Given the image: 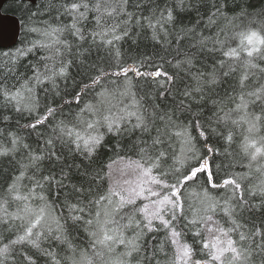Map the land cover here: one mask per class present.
<instances>
[{
	"label": "snow or ice",
	"instance_id": "1",
	"mask_svg": "<svg viewBox=\"0 0 264 264\" xmlns=\"http://www.w3.org/2000/svg\"><path fill=\"white\" fill-rule=\"evenodd\" d=\"M224 9L164 0L144 16L128 0H48L29 10L34 37L0 65V157L17 164L0 189V264H36L33 251L48 264H264V217L249 215L264 212V10ZM133 27L176 55L125 61ZM94 47L101 64L84 59ZM74 61L91 71L69 99Z\"/></svg>",
	"mask_w": 264,
	"mask_h": 264
},
{
	"label": "trees",
	"instance_id": "2",
	"mask_svg": "<svg viewBox=\"0 0 264 264\" xmlns=\"http://www.w3.org/2000/svg\"><path fill=\"white\" fill-rule=\"evenodd\" d=\"M48 0H38L36 4H31L28 2L24 1H17V0H12L6 3L2 9V12L4 14H9L17 17L20 21L21 24V34L18 43L11 48L7 49H2L0 48V65L3 64V62L7 61L8 57L11 54L16 53V51L22 47H24L28 40L32 39L34 37V34L27 33L25 31V21L28 19L29 16V10L32 12H36L44 6ZM164 0H128V10L129 11H134L137 14H143L144 16L150 15L151 14V9L154 8L157 4H162ZM169 4L173 2V0H167ZM222 3H225V11L229 13V15L233 14L234 12L239 11L240 6H245L248 9L249 13L256 14L259 13L261 10H264V0H221ZM137 3H142V6L140 8H136L135 5ZM102 7H112V6H119L120 0H101ZM201 11L200 15H204L207 9L205 8L204 5H201ZM94 14L90 13L89 14V20L91 23H89L88 27L92 28L94 27V20H92V16ZM62 20L65 21H70L69 17H61ZM105 21L108 24L112 23H117L119 20L123 19V17H104ZM180 19L184 25H189L191 26L196 22L197 19V13L195 9L191 11H186L184 13L180 14ZM206 23V16L205 19L201 20V25ZM201 31L205 33V35L214 33L216 28L215 26H212L211 28H200ZM137 29L135 27L132 28V32L130 34L131 38L126 37L123 41L120 42L121 50L123 53V59L125 61H128L132 58H135L137 56L141 55H152L154 59L158 60L161 56H164L168 59H171L173 56L176 55V53L173 51L172 48H168L165 50V48H162L161 45L154 43L150 39V31L148 29H144L143 31H140L139 35H135L137 33ZM174 43V42H173ZM183 45L186 46L187 41H182L181 42ZM85 47H87V42L85 43ZM75 51V49H74ZM104 55L103 51L97 48H93L90 53H85L84 54V59L86 60L87 64H101L102 61L100 57ZM181 58V57H177ZM34 57L29 56V57H24L21 58L20 63H19V71H24L26 72V69L29 66V62H33ZM210 62V59H209ZM106 66V65H105ZM170 71H175V69L169 68ZM3 71V67H0V72ZM71 71V78L68 80L67 84V90H66V95L69 99H71V94L76 91L78 85L87 79V76L90 74V71L86 65H79L77 66L76 62L74 61V66L70 70ZM183 75V74H181ZM255 78H251L248 83L252 85L253 87L257 86L256 84H253V80ZM73 80L75 83H73ZM14 79H9L8 83L11 85L14 83ZM235 81H232V84H234ZM224 90H231V85L229 83H223L220 86V91L221 95H223ZM57 101L61 100V97L56 98ZM209 107L211 105L209 104ZM73 110H75V105H72ZM67 111V109H66ZM209 113L207 109H205V116H207ZM25 121L21 120V123H24ZM10 127L15 130L16 125L15 122L13 121L10 124ZM0 128H4L3 123H0ZM8 129L5 128V131ZM25 135H27L25 133ZM0 140H3V138H0ZM3 142L6 144L7 141L3 140ZM29 143L33 145V147L36 146V138L35 136H32L29 138ZM131 154V153H130ZM17 158H20V153H17ZM111 156V153H106L102 159L104 161H107L109 157ZM133 158H136L133 155ZM67 163H76L80 164L81 161L79 158H76L73 160L71 156L68 157ZM45 169H50L54 172L59 171V165L54 164L53 162L50 161H45L44 162ZM83 167V165H81ZM17 164L16 162L12 159L11 156L8 157H0V189L3 188L5 183L8 181L9 177L16 171ZM72 181L73 183H82L84 178L81 177L78 172L76 171L75 168L72 169ZM251 215L257 222L264 217V212H255L249 214ZM10 235L9 233H5L4 236L7 238V236ZM55 251L59 255H63L62 252H60L59 249H55ZM34 257L36 259V264H48L49 258L47 256L40 255L39 253H36L33 251Z\"/></svg>",
	"mask_w": 264,
	"mask_h": 264
},
{
	"label": "water",
	"instance_id": "3",
	"mask_svg": "<svg viewBox=\"0 0 264 264\" xmlns=\"http://www.w3.org/2000/svg\"><path fill=\"white\" fill-rule=\"evenodd\" d=\"M12 0H0V48L7 49L14 47L20 38L21 24L17 17L9 14H4L2 9L6 3ZM24 1L31 4H36L32 0H17Z\"/></svg>",
	"mask_w": 264,
	"mask_h": 264
},
{
	"label": "rangeland",
	"instance_id": "4",
	"mask_svg": "<svg viewBox=\"0 0 264 264\" xmlns=\"http://www.w3.org/2000/svg\"><path fill=\"white\" fill-rule=\"evenodd\" d=\"M114 176H116L117 178H119V172L118 171L114 172Z\"/></svg>",
	"mask_w": 264,
	"mask_h": 264
}]
</instances>
